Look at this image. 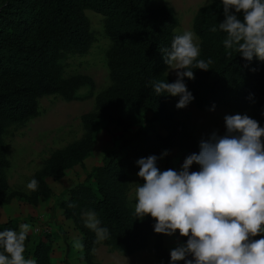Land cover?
<instances>
[{"label": "trees", "instance_id": "16d2710c", "mask_svg": "<svg viewBox=\"0 0 264 264\" xmlns=\"http://www.w3.org/2000/svg\"><path fill=\"white\" fill-rule=\"evenodd\" d=\"M4 1V0H0ZM0 10V207L7 201L9 186L6 171L10 167L3 135L10 124H21L37 116L39 100L60 94L71 101L87 78L64 81L60 57L66 52L85 53L92 43L90 25L84 11L89 9L106 17V33L113 42L109 53L112 85L96 100L98 113L84 115L88 131L104 118L109 123L131 129L140 119L157 123L164 132L139 130L121 142L119 150L108 152L104 162L92 169L82 184L71 190L64 204L67 219H72L82 238L86 264L93 261L97 244L95 233L84 226L80 213L94 211L101 225L109 229L106 242L125 255L145 250L151 238H157L154 251L164 264H172L162 237L154 231L151 216L137 218L125 205L127 185L139 172L137 161L150 155L178 150L182 160L199 153L196 139L186 125L168 111V94L156 95L150 81L172 83L166 75L160 48H170L178 20L172 8L149 7L152 0H7ZM242 19V13L237 14ZM224 20L221 0L201 8L194 19L200 39V59H211L210 69H193L194 79L185 77L195 107L200 111L220 107L234 112L250 109L264 124V61H247L234 50L228 53L222 41L226 34L210 29ZM264 141V137H262ZM92 135L65 151L56 152L45 169L37 173L38 198L48 191L46 178L56 180L64 171L81 163L93 150ZM190 169L199 171L193 163ZM75 207H69V204ZM19 231V222L0 221V230ZM260 236L252 239H260ZM30 242L27 237L26 247ZM50 244L39 240L32 258L37 264H51ZM191 259V257H188ZM175 264H185L177 261Z\"/></svg>", "mask_w": 264, "mask_h": 264}, {"label": "clouds", "instance_id": "9594fccd", "mask_svg": "<svg viewBox=\"0 0 264 264\" xmlns=\"http://www.w3.org/2000/svg\"><path fill=\"white\" fill-rule=\"evenodd\" d=\"M221 4L224 20L210 30L226 34L222 43L229 54L234 50L247 61L253 57L264 61V0H221ZM241 13L242 19L237 15ZM195 39L186 30L174 35L170 48L159 49L164 63L177 70L175 82H149L156 95L179 96L178 109L194 99L184 78L194 79L193 69L207 71L213 63L199 58ZM224 122L226 133L213 132L201 139L199 153L186 157L179 171H160L156 155L137 161V175L144 183L135 190L134 215L151 216L158 234L172 236L178 231L187 237L186 244L171 250L172 264H264V128L246 114L226 115ZM193 163L199 171L190 172ZM26 187L36 191L38 181L33 178ZM82 215L97 242L108 239L109 229L94 211ZM31 229L30 223H22L19 231L0 230V264H37L24 255ZM258 235L260 239H252ZM72 247L82 250L83 244L75 241Z\"/></svg>", "mask_w": 264, "mask_h": 264}, {"label": "rangeland", "instance_id": "374dc122", "mask_svg": "<svg viewBox=\"0 0 264 264\" xmlns=\"http://www.w3.org/2000/svg\"><path fill=\"white\" fill-rule=\"evenodd\" d=\"M7 2L0 1V10L6 8ZM211 4L209 0H152L149 7L172 8L178 20L174 33L178 35L186 30L192 31L196 37L195 43L200 47V39L194 30V19L201 8ZM84 14L92 35L90 48L85 53L66 52L60 57L58 64L62 80L87 78L89 83H82L75 89L76 97L71 101L60 94L42 97L36 117L21 124H10L3 135L10 167L6 171L9 186L7 201L0 207V221L6 223L15 220L19 222V227L22 223H30L32 229L28 234L30 242L26 247L25 257L32 258L35 244L39 240H45L51 246V264H86L83 261L84 250H74L72 247L73 242H81L82 235L74 221L67 219L64 213V204L70 199L71 190L82 184L92 169L104 162L108 152L119 150L121 142L135 132H164L157 123L149 121V116L147 119H140L131 129L109 123L102 118L92 131L87 130L82 117L98 113L97 97L113 83L109 69V53L113 42L106 33L105 16L89 9ZM176 71L171 68L166 71L172 83L177 79ZM184 83L186 84L185 78ZM178 100L179 96L168 95L167 109L176 121L186 125L187 131L198 144L201 139H208L213 132L219 136L226 133V115L246 114L264 128V124L254 117L250 109L234 112L220 107L200 111L193 100L187 107L178 109ZM89 134L92 135L93 150L81 163L66 169L61 179L47 177L45 180L48 191L37 199L34 198L33 191L26 187L27 183L45 169L56 152L81 143ZM183 163L181 153L174 149L167 155L163 154L158 168L160 171L170 168L179 171ZM191 171L194 170L190 169ZM143 183V179L136 174L127 185L125 205L132 211L136 202L137 184ZM79 217L84 222L82 213ZM156 241L157 238H151L145 250L131 255L113 248L106 240L100 241L94 248L93 261L96 264H164L155 254ZM162 241L164 248L171 252L178 245L186 244L187 237L180 236L177 231L172 236L165 235Z\"/></svg>", "mask_w": 264, "mask_h": 264}]
</instances>
